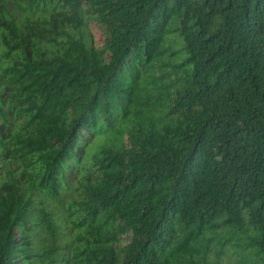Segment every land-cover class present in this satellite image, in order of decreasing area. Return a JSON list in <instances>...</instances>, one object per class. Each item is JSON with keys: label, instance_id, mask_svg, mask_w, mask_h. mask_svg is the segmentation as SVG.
Returning a JSON list of instances; mask_svg holds the SVG:
<instances>
[{"label": "trees", "instance_id": "1", "mask_svg": "<svg viewBox=\"0 0 264 264\" xmlns=\"http://www.w3.org/2000/svg\"><path fill=\"white\" fill-rule=\"evenodd\" d=\"M229 250L264 264V0H0V264Z\"/></svg>", "mask_w": 264, "mask_h": 264}, {"label": "rangeland", "instance_id": "2", "mask_svg": "<svg viewBox=\"0 0 264 264\" xmlns=\"http://www.w3.org/2000/svg\"><path fill=\"white\" fill-rule=\"evenodd\" d=\"M10 7H14L13 5H10ZM15 9V8H14ZM89 29H90V32H91V35H92V38H93V41L96 45L100 44L101 42V37H100V34L99 32L96 30V28L93 26V25H89ZM249 253V252H248ZM248 253H244L243 255H247L248 256ZM238 254L233 252L232 250H229L227 251V256L223 258V262H229L230 264H235L238 260ZM255 260L252 258V259H249L248 262H245L244 264H258L256 262H254Z\"/></svg>", "mask_w": 264, "mask_h": 264}]
</instances>
